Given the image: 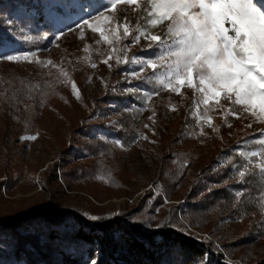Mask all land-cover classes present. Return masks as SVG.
<instances>
[{"label":"rangeland","instance_id":"rangeland-1","mask_svg":"<svg viewBox=\"0 0 264 264\" xmlns=\"http://www.w3.org/2000/svg\"><path fill=\"white\" fill-rule=\"evenodd\" d=\"M55 1L69 9L65 0ZM90 10L84 6L83 10L71 13L68 18L59 17L61 29L58 35L64 34L46 48L47 59L57 65L47 68L54 78L49 92L43 94L47 97L33 114L28 107L22 109V116L34 115V131L21 132L16 127V134L9 135L7 131L13 124L4 118L0 101V218L16 217L42 205L51 206L57 212L77 210L89 218L109 217L123 211L141 220L148 228H156L163 220L171 218L183 231L214 240L231 261L253 264L257 244L232 245L240 236L255 231L249 217L238 218L222 209L206 213L204 190L196 198L201 199V203L189 206L186 201L188 192L179 188L178 183L174 185L179 189L163 186L160 190L155 187L156 182L155 185L152 182L162 179L157 173L161 161L168 158L162 154L166 147L180 149L184 146L201 152L202 157L210 160L212 169L218 170L230 163L234 141H240L241 137L252 132L261 133L264 123L229 116L227 123L231 127H228L224 119L214 113V124L219 131L204 126L205 135H200L198 118L203 105L196 108L192 90L185 88L182 95L164 90L147 103L149 111L142 117L144 121L137 135L123 138L119 129L128 128L129 121H133L131 112L136 105L132 96L145 101L140 92L131 89L134 86L147 88L148 85L135 79L131 84L126 81L124 73L129 65L117 66L112 60L110 69L102 62L111 49L103 42H96L99 33L87 29L81 38V32L69 30ZM140 14L146 15L144 0H141V7L120 4L114 12L111 10L105 15H114L120 23L126 17L129 26L134 28ZM154 31L162 32L163 26ZM87 32L89 36L85 34ZM86 41H91L88 52L83 51L87 45L82 46ZM146 43L141 39L140 44L129 49L128 56L146 55L141 51ZM14 50L20 52L19 48ZM70 51L76 55V62L72 61L70 67L63 66L61 63ZM92 63L97 67L92 68ZM33 64L35 62H22L20 68L37 71ZM75 66L78 68H73ZM59 68H63L68 79L76 83L80 99L73 95L71 83L64 82ZM115 80L117 85L112 83ZM116 96L126 98L121 100ZM172 106L175 111L170 110ZM153 111L155 123L149 119ZM16 123L25 126V119ZM249 123H252L250 128L246 126ZM85 124L91 126L89 132L81 131ZM30 135H37V139H21ZM240 148L237 147V151ZM241 160L234 165L245 163ZM256 163L258 159L253 158L252 165ZM230 172L234 175L237 171L232 166ZM148 189L153 190L152 195L146 194ZM169 205L174 207L169 208ZM186 210L185 218L183 211ZM5 236L0 233V239ZM2 245L0 241V248Z\"/></svg>","mask_w":264,"mask_h":264},{"label":"trees","instance_id":"trees-1","mask_svg":"<svg viewBox=\"0 0 264 264\" xmlns=\"http://www.w3.org/2000/svg\"><path fill=\"white\" fill-rule=\"evenodd\" d=\"M65 1L69 9L55 0H0V39L3 49L19 48L20 52L30 49L37 52L39 59L48 60L46 48L56 41L55 37L59 34V17L68 18L71 13H79L84 6H88L90 12L78 23L83 24L84 19H91L101 12H111L104 7L106 0ZM144 16L139 15L134 28L138 23H144L141 19ZM77 25L71 28L72 32H81ZM87 29L85 26L83 31ZM22 33L31 39L21 42ZM88 33L85 34L89 36ZM96 36L99 37L98 34ZM89 42L86 41L82 46H91ZM74 57L76 55L70 51L61 64L70 67L72 61L76 62ZM20 64L0 60L2 113L6 121L14 125L9 128L10 132L7 131L9 135H15L18 127L21 132L34 131V115L22 116V109L28 107L33 114L36 107L43 105L47 97L43 94L49 92L50 82L54 79L47 71L49 66L35 63L33 65L37 71L30 72L20 68ZM73 68L77 69L78 66ZM112 83L117 85L116 80ZM12 92H17L16 103L8 99ZM116 97L121 100L126 98ZM132 97L136 105L131 112L133 121H129L128 128H120L118 132L123 138L137 135L144 121L142 117L149 111V106L142 98ZM22 119H25V126L16 123ZM87 125L82 128V132H89L91 126ZM260 136L261 133L252 132L241 137L240 141L235 140L230 163L218 170L212 169L210 160L202 157L201 152L184 146L180 149L168 146L162 153L165 154L164 158L166 155L168 158L158 166L157 174L162 179L152 182L154 185L156 182L155 187L160 190H163V186L182 188L188 192L186 201L189 206L201 203V199L196 198L204 190L202 196L207 198L204 202L206 213L222 209L238 218L249 217L255 231L240 236L232 245L239 247L248 242L257 244L258 253L253 264H264V212L258 204L260 196L264 195V176L259 174L255 166L249 165L250 174L241 184L238 171L232 175L230 170L238 159H242L236 148L242 147L245 141L251 144L253 138ZM241 164L240 170L244 163ZM241 188L247 191L237 199L235 193ZM146 194L152 195L153 190L148 189ZM183 212L186 218L187 210ZM175 222L169 218L156 228H148L141 220L123 211L93 221L77 210L57 212L51 206L42 205L16 217L0 218V233L6 235L0 239L3 242L0 264H240L226 258L214 240L183 231L179 223Z\"/></svg>","mask_w":264,"mask_h":264},{"label":"snow or ice","instance_id":"snow-or-ice-1","mask_svg":"<svg viewBox=\"0 0 264 264\" xmlns=\"http://www.w3.org/2000/svg\"><path fill=\"white\" fill-rule=\"evenodd\" d=\"M120 4L141 7V0H107L105 7L110 6L114 12ZM144 11L146 16L141 17L144 23H138L135 28L129 26L126 17L120 23L114 15L103 12L84 19L77 27L81 38L87 26L93 33H99L97 43L110 46V53L102 61L105 65L111 69L112 60L117 66L129 65L124 73L126 81L131 84L135 79L149 86L131 89L145 97V104L164 90L176 95H182L185 88L192 90L196 108L203 105L198 118L200 135H205L204 126L219 131L214 124V113L219 114L228 127H231L227 123L229 116L264 123V0H144ZM161 26L162 32L154 31ZM63 34L55 39L59 40ZM21 35V42L31 39L24 33ZM141 39L147 42L141 49L146 55L129 57V49L140 44ZM3 48L0 39V60L57 67L51 59L41 60L37 52L30 49L17 52ZM83 51L88 52V46ZM91 67L97 65L92 63ZM59 72L65 83H71L73 95L80 99L76 83L68 79L63 68H59ZM8 99L18 102L17 92H12ZM170 110L176 109L172 106ZM154 116L153 111L149 117L153 123ZM246 126L250 128L252 123ZM24 138L36 140L37 135L21 137ZM116 143L122 146L120 141ZM238 155L245 161L242 170L240 165H233L241 184L250 174L248 166L253 164V158L258 159L255 167L264 176V131L259 138H253L251 144L243 142ZM245 191L246 188L237 190V199ZM258 204L264 212V195L260 196ZM90 219L95 221L99 217Z\"/></svg>","mask_w":264,"mask_h":264}]
</instances>
